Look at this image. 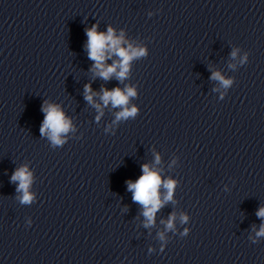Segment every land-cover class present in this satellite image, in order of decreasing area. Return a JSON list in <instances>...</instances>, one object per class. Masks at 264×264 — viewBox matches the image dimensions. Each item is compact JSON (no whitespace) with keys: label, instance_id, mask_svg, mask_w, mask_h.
<instances>
[{"label":"water","instance_id":"water-1","mask_svg":"<svg viewBox=\"0 0 264 264\" xmlns=\"http://www.w3.org/2000/svg\"><path fill=\"white\" fill-rule=\"evenodd\" d=\"M264 0H262L233 140L218 264H264Z\"/></svg>","mask_w":264,"mask_h":264},{"label":"clouds","instance_id":"clouds-1","mask_svg":"<svg viewBox=\"0 0 264 264\" xmlns=\"http://www.w3.org/2000/svg\"><path fill=\"white\" fill-rule=\"evenodd\" d=\"M87 52L88 58L94 61V68L97 70V74L104 80H108L115 73L117 78L123 80L129 71V63L133 58L145 55L144 49H133L131 46L128 48L121 47L123 37H116L111 27L108 28L107 33L98 32L97 25H93L87 30ZM116 55L120 59L114 61L112 65L106 66L105 60L110 58L111 55ZM236 52L233 51L232 56L235 57ZM117 68L119 71L117 72ZM213 79L220 80L221 83L227 87L231 81L225 80L219 72L212 74ZM101 100L104 105L111 102L113 107H121V111L117 114V120L126 119L128 117H134L137 113V108L127 107L129 97L136 95L133 88L128 87L121 90L119 87L112 89H101ZM85 99L89 102L93 101V96L96 93L92 92L90 85H85ZM99 108V105H96ZM42 111L45 113L44 120L42 122L40 133L41 135L48 134L53 144H61L63 141L60 139L62 133H66L70 128V121L65 117L63 111L56 105H47L42 107ZM159 162V156L156 157ZM142 175L135 181H127V187L132 192V199L134 202L143 206V216L145 219V226H149L154 223L155 213L163 206V203L172 199V193L175 186V181L169 179L162 181L159 173L150 168L148 164L142 165ZM13 182H18L17 191L22 192V202L29 203L32 200V195L29 193V185L31 183V174L26 166L18 168L11 177ZM167 189V195L164 197V201L160 199V187ZM257 216L264 218V208H260L257 212ZM175 216L169 217L167 222V228L173 227V221ZM182 220H187L186 216H182ZM257 236H264V225L261 226L257 232ZM163 238V234H161Z\"/></svg>","mask_w":264,"mask_h":264}]
</instances>
